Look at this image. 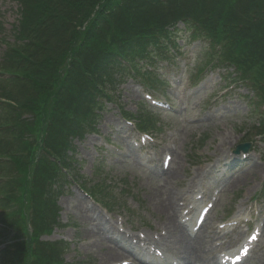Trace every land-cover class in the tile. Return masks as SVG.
<instances>
[{"label": "rangeland", "instance_id": "rangeland-1", "mask_svg": "<svg viewBox=\"0 0 264 264\" xmlns=\"http://www.w3.org/2000/svg\"><path fill=\"white\" fill-rule=\"evenodd\" d=\"M187 1L185 0L186 3ZM192 1L207 12L212 11L216 22H223L222 12L232 3L234 16L241 17L238 13L241 10L250 14L248 0L242 2L240 9V6H235L234 0ZM22 6L23 0H0V62L9 50L3 42L6 39L16 42V36L29 29L27 20H24L26 16H30L31 20L39 16L33 7L27 13ZM42 10H45L43 6ZM256 19L260 21L259 18ZM184 26H180L183 38L179 40V44L185 43V47L179 54L177 49L166 53L159 47L154 48L152 44L142 54L134 53L138 66L142 65L143 58L160 57L162 60L155 69L150 66L138 67L133 77L127 75V68L122 72L113 70V76L118 74L119 82L122 81L113 94L120 107L106 106L95 119L98 126L93 129V134L87 133L84 139L82 133L71 138V150L76 148V156L82 164H78L73 156L70 160V172L79 182L90 188L105 186L106 191L101 198L110 204L109 207L114 213L104 210L76 186L65 187L59 198L60 226L52 233H42L43 240L54 244V249H51L52 256L56 255L61 262L121 264L125 260L133 264L132 257L125 259L121 256L120 259L118 255L117 261L113 256H107V253H114L110 249V240L124 243L126 240L121 237V233L137 238L140 234L148 236L152 233V237L165 234L164 227L166 228L171 215L170 210L167 213L162 209L167 202L166 197L173 196L171 203L173 201L178 206L180 197H191L192 185L208 189V193H211L214 186L233 177L229 188L220 195L217 207L210 216L209 225L200 238L199 245L201 244L204 260L207 261L202 263H215V257L221 251L216 246V242L221 240L217 233L218 222L225 221L234 214L233 218L237 214H244L256 202H259L261 216L264 217V143L251 130L253 126L261 124L258 120L264 114L263 104L252 89L236 80L237 76L232 74L234 70L222 68L219 57L213 56L209 44L194 39L193 29ZM230 30L229 27H223L222 33L226 34ZM166 54H171L170 60L167 65H162L163 57L168 56ZM202 72H205V79ZM250 74L254 77L252 71ZM161 79L162 82L157 88L156 84ZM193 79H197V82L204 81L194 88ZM145 83L150 86L144 85ZM4 86L7 85L1 82L0 96L17 100L18 96L4 93ZM143 86L148 90H144ZM114 87H117V83L112 81L109 85L111 92ZM147 94L153 100L164 103L166 97L171 98L172 106L177 109L161 110L151 104ZM85 104L80 112L81 119L85 120V117L93 120L94 112L99 110V113L101 105L95 103L85 107ZM121 106L124 107L122 111L130 115L129 119L144 127L148 134L158 138L155 143L151 140L145 143L141 141L142 135L135 131L132 124L122 119ZM8 114V109L0 106V117L9 124L12 121V112L10 118H6ZM47 122L43 121V130ZM262 122L264 123V116ZM12 134V130L5 129L0 139L11 138ZM52 134V131L48 132L49 139ZM249 140H253L247 149L249 153L236 155L238 146ZM30 141V144H35L40 142V138ZM150 142L154 145L147 146ZM41 146V143L34 146L36 151L30 155L28 165L34 161ZM166 150L174 153L171 170L176 171V177H170L171 173L166 176L162 174L163 155ZM15 165L16 163L12 166L13 170H17ZM33 167L32 171L35 170ZM39 170H42V164ZM247 171L250 172L248 175ZM17 172H14L16 177ZM243 176L248 180L241 179ZM189 209L191 208L182 210L187 212ZM193 215L194 211L191 209L188 218ZM262 219L258 224L264 225ZM246 229L244 227V231ZM99 230L105 237L101 246L96 242L98 238L95 235ZM236 236L237 233H234L233 237ZM149 246L151 245L143 240L137 251L132 246L128 247L133 251L131 254L139 256L137 253ZM5 262V259L0 260V264ZM246 264H264V237Z\"/></svg>", "mask_w": 264, "mask_h": 264}, {"label": "trees", "instance_id": "trees-1", "mask_svg": "<svg viewBox=\"0 0 264 264\" xmlns=\"http://www.w3.org/2000/svg\"><path fill=\"white\" fill-rule=\"evenodd\" d=\"M243 1L234 0L235 6L240 9ZM248 4L250 14L241 10V17L229 5L223 23L192 0H23L22 8L30 13L33 7L39 16L24 18L29 29L16 42L6 41L9 50L0 62L4 93L18 96H0L6 118L12 112L11 123L17 121L8 124L0 117V136L5 129L13 132L0 139V232L11 246L8 264H64L52 256L54 244L40 238L58 224L62 184L55 178L66 180L70 173L71 138L86 130L80 112L94 98L111 100L112 66H121L150 39L159 44L182 21L206 31L215 46L222 45V63L242 80L251 81L252 71L264 93V0ZM225 25L233 32L223 34ZM37 138L40 142L30 144ZM39 143L40 152L28 165Z\"/></svg>", "mask_w": 264, "mask_h": 264}, {"label": "bare ground", "instance_id": "bare-ground-1", "mask_svg": "<svg viewBox=\"0 0 264 264\" xmlns=\"http://www.w3.org/2000/svg\"><path fill=\"white\" fill-rule=\"evenodd\" d=\"M168 172L171 173V175L169 174L170 177L172 176L174 177L176 174L175 170L173 171L168 170ZM241 179L243 180L245 179L246 181L248 180L246 179V176L241 177ZM166 198H167V202L164 203L165 207L162 209L163 211H166L167 213L169 212V210L171 212V215H169V218L167 220V225H166L167 233L160 240L155 241V243L156 244L164 243L165 245H167V241L169 240V242L178 250V252L183 254V258H182L183 263L190 264L191 261H195L202 256V251L199 248V239H198L199 237H196V238L189 237V234H187L186 228L184 226H181L177 222V204L174 203L173 201L171 203V198H173V196H169ZM95 235L99 239V240L96 239V242L101 246V244H103L102 241H105V237L103 236L104 234L102 233V231L99 230L98 232L95 233ZM113 241L116 242L115 240H110V243H111L110 249L114 253H107V256H113L117 260L119 258L118 255L120 256V258L121 256H126L124 249L114 247L115 243Z\"/></svg>", "mask_w": 264, "mask_h": 264}, {"label": "snow or ice", "instance_id": "snow-or-ice-1", "mask_svg": "<svg viewBox=\"0 0 264 264\" xmlns=\"http://www.w3.org/2000/svg\"><path fill=\"white\" fill-rule=\"evenodd\" d=\"M253 239L255 238V237H252ZM125 264H127V262H125Z\"/></svg>", "mask_w": 264, "mask_h": 264}]
</instances>
